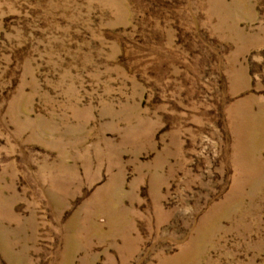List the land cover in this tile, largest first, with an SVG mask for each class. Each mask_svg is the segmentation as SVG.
I'll list each match as a JSON object with an SVG mask.
<instances>
[{
	"label": "rangeland",
	"instance_id": "obj_1",
	"mask_svg": "<svg viewBox=\"0 0 264 264\" xmlns=\"http://www.w3.org/2000/svg\"><path fill=\"white\" fill-rule=\"evenodd\" d=\"M0 264H264V0H0Z\"/></svg>",
	"mask_w": 264,
	"mask_h": 264
}]
</instances>
